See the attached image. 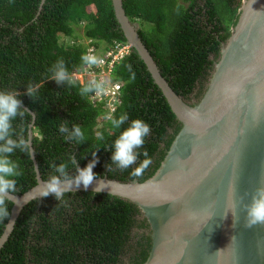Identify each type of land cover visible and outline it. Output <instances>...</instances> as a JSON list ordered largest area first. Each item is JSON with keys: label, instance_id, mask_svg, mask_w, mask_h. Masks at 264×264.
<instances>
[{"label": "trees", "instance_id": "16d2710c", "mask_svg": "<svg viewBox=\"0 0 264 264\" xmlns=\"http://www.w3.org/2000/svg\"><path fill=\"white\" fill-rule=\"evenodd\" d=\"M42 1L0 0V91L17 93L25 113L13 120L12 138L28 140L31 130L35 161L45 182L52 177L64 180L57 171L61 164L67 165L68 178H74L78 169L95 160L96 178L144 183L160 168L181 124L132 48L114 63L109 76V81L121 85L113 117L126 113L129 120L120 129L109 120L104 123L99 117L105 115L103 106L90 102L95 91L82 93L89 76L81 84L75 75L93 69L81 60L89 50L100 58L116 45H127L111 0ZM122 3L129 22L140 26L139 38L161 76L183 102L197 105L236 24L242 0ZM76 28L82 29L86 43L75 42ZM61 37L75 41L65 44ZM59 60L73 83L52 78ZM37 85L36 94L29 96L28 87ZM135 119L151 127L139 151H147L152 163L141 176L131 173L145 158L142 154L126 170L111 160L114 140ZM65 125L68 132L62 133L59 129ZM74 126L84 131L83 142L68 138ZM11 159L21 172L14 195H22L37 183L34 165L29 153L20 149ZM8 219L0 222V236ZM150 234L141 211L126 200L91 192L65 193L59 200L49 195L23 208L0 251V264H144L151 250Z\"/></svg>", "mask_w": 264, "mask_h": 264}, {"label": "water", "instance_id": "95a60500", "mask_svg": "<svg viewBox=\"0 0 264 264\" xmlns=\"http://www.w3.org/2000/svg\"><path fill=\"white\" fill-rule=\"evenodd\" d=\"M111 3L127 44L181 129L160 168L144 183L103 177L87 189L81 185L65 193H100L134 204L151 231L144 264H264V223L249 227L247 217L257 190L264 189V0H242L206 92L195 106L183 102L161 76L122 0ZM28 142L37 183L11 197L8 222L16 223L25 206L44 198L39 193L47 182L39 174L31 130ZM7 223L0 251L15 226L9 229Z\"/></svg>", "mask_w": 264, "mask_h": 264}, {"label": "clouds", "instance_id": "9594fccd", "mask_svg": "<svg viewBox=\"0 0 264 264\" xmlns=\"http://www.w3.org/2000/svg\"><path fill=\"white\" fill-rule=\"evenodd\" d=\"M128 45V44H127ZM129 46V45H128ZM130 47V46H129ZM131 48V47H130ZM81 60L84 65L89 67L103 63V60L92 54L82 55ZM57 83L68 81L73 83V79L64 67L63 60L57 62V71L52 77ZM132 78H135L133 73ZM39 85L35 88L29 86L27 94L34 96ZM105 82H98L95 79L82 87V93H89L95 91L98 95L106 92ZM17 93L9 91H0V222L6 220L10 216L9 205L12 200L11 197L17 191V179L21 175L19 166L11 159V155L16 149L30 154V146L28 140L20 138L13 139L14 133L13 120L17 116H23L25 113L21 109L22 101L17 98ZM105 119L111 122L114 129H120L125 121L129 120L126 113L121 114L119 118H114L112 114H108ZM62 133L68 132V127L61 126L59 129ZM151 127L141 119L132 120L129 126L120 132L119 136L112 144L111 160L117 168L121 170L129 169L132 165L137 164L139 156L142 154L145 158L140 161L138 166L133 169V176H141L152 163L147 151L141 153V149L145 144V138L150 134ZM96 136L103 140V134L96 133ZM69 139L75 140L77 143L85 140L84 131L79 126H74L70 133ZM75 164V160H72ZM96 161L93 160L85 168L78 169V174L74 178H68L66 173V164H61L57 171L64 177L62 181L58 177H52L47 182L44 188L40 191V196L47 197L54 194L55 198L59 200L66 191H71L73 187H80L83 185L85 189L92 184L96 179V174L93 172ZM98 187L96 191H100ZM248 226L264 223V189H258L256 195L253 197L252 203L247 207ZM15 225V221L9 220L7 227L11 229Z\"/></svg>", "mask_w": 264, "mask_h": 264}, {"label": "built area", "instance_id": "2783aa9c", "mask_svg": "<svg viewBox=\"0 0 264 264\" xmlns=\"http://www.w3.org/2000/svg\"><path fill=\"white\" fill-rule=\"evenodd\" d=\"M129 49L130 47L128 45H116L113 50L108 51L102 55V57H100V59L103 60L102 64L94 65L92 70H88L85 73L81 72L75 75L77 79L80 76L84 80L86 76H89L90 81L95 79L98 82H105L107 89L106 92L100 95L94 92L91 95V101L93 102V104H91L94 106L102 105L106 116L108 114L113 115V112L118 105L119 91L121 87L119 83H112L109 81L112 66L114 63L120 61L124 56H126L129 52ZM89 53L92 54V50H89Z\"/></svg>", "mask_w": 264, "mask_h": 264}, {"label": "rangeland", "instance_id": "374dc122", "mask_svg": "<svg viewBox=\"0 0 264 264\" xmlns=\"http://www.w3.org/2000/svg\"><path fill=\"white\" fill-rule=\"evenodd\" d=\"M135 26H136L137 29L140 28V26H139L138 24H136ZM144 26H148V27H149L148 24H145ZM75 34H76L77 37H78V39H77L76 41L73 39L75 42H78L79 44H84V43H86V42H85L86 40L84 39V36L82 35V29H81V28H76V29H75ZM61 40H62L65 44H66V43H70V42H74L73 40L66 39V38H63V37H61ZM78 79L81 81V84H83V79H82L80 76L78 77ZM93 100H94V99H93ZM94 101H95V100H94ZM90 102L93 104L92 101H90ZM103 114H105L104 111H103ZM99 117L104 121V123H106V122H105V121L107 120V119H105L106 115H100Z\"/></svg>", "mask_w": 264, "mask_h": 264}]
</instances>
